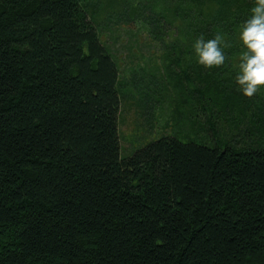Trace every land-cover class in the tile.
<instances>
[{
    "label": "trees",
    "instance_id": "1",
    "mask_svg": "<svg viewBox=\"0 0 264 264\" xmlns=\"http://www.w3.org/2000/svg\"><path fill=\"white\" fill-rule=\"evenodd\" d=\"M253 4L0 0V264H264V94L251 148L179 129L121 156L123 96L155 90L120 78L101 35L106 17L137 19L166 65L194 75L200 106L235 109L226 84ZM217 31L225 63L206 68L192 44Z\"/></svg>",
    "mask_w": 264,
    "mask_h": 264
},
{
    "label": "rangeland",
    "instance_id": "2",
    "mask_svg": "<svg viewBox=\"0 0 264 264\" xmlns=\"http://www.w3.org/2000/svg\"><path fill=\"white\" fill-rule=\"evenodd\" d=\"M89 1L95 4L104 2ZM107 18L101 22V35L118 63L120 78L128 85L137 82L138 87L149 85L155 90L152 96L146 98L145 95L140 96L135 86L129 85L128 93L123 96L118 118L121 156L131 154L134 149L162 135L177 134L179 129L186 134V137L180 134L183 141L189 137L206 144H215L218 140L230 142L237 148L250 144L252 147L254 140L251 132L256 133L257 128L252 126L251 121L257 122L254 114L260 112L256 93L254 100L253 96H245L234 78L226 86L233 87L234 94L241 92L243 96L238 105L247 109H230V106L214 105L211 100L204 107L200 106L198 94L190 93L193 87L189 82L194 75L186 78L174 64L166 65L167 49L142 30L137 19L133 20L127 14L112 17L111 20ZM138 72L140 75L137 76ZM168 75L173 78H168ZM151 78L157 80L154 85L150 82ZM164 83L167 90L162 89ZM159 90H163L162 93ZM257 93L264 94V87ZM259 104L264 106V102ZM236 139H241L242 143H234Z\"/></svg>",
    "mask_w": 264,
    "mask_h": 264
},
{
    "label": "clouds",
    "instance_id": "3",
    "mask_svg": "<svg viewBox=\"0 0 264 264\" xmlns=\"http://www.w3.org/2000/svg\"><path fill=\"white\" fill-rule=\"evenodd\" d=\"M239 39L243 50L239 54L235 81L239 90L251 97L264 87V0H254L249 17L242 22ZM229 46L221 31L207 39L200 34L192 44L198 63L206 68L223 65L224 49Z\"/></svg>",
    "mask_w": 264,
    "mask_h": 264
}]
</instances>
